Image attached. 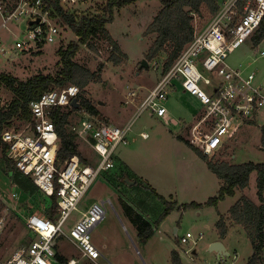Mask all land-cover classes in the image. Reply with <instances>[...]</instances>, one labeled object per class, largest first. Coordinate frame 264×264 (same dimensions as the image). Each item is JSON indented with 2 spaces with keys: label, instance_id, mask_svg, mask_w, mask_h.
I'll return each instance as SVG.
<instances>
[{
  "label": "rangeland",
  "instance_id": "374dc122",
  "mask_svg": "<svg viewBox=\"0 0 264 264\" xmlns=\"http://www.w3.org/2000/svg\"><path fill=\"white\" fill-rule=\"evenodd\" d=\"M215 1L222 7L231 0ZM102 2L103 0L92 6L88 13L101 14L99 7L104 4ZM161 9L159 1L144 0L115 12L114 21L107 26V30L121 49L119 63L112 60L113 48L105 37L92 41L94 50L88 46L80 48L75 62L94 74V81L86 88L84 97L95 105L107 124L123 127L136 112L133 105L126 104L127 93L136 91L138 97L143 98L164 75L165 55L152 62L146 60L148 51L156 39V35H146V31ZM212 17L207 12L201 17L195 16V29H203ZM15 24L10 26V31H0V47L10 52V55L0 53V74L11 75L20 81H27L39 74H55L58 70V50L61 45L66 48L70 43L78 41L62 24V34L58 41L41 48V55L27 51L18 53L12 59L11 54L16 44L25 40L26 31V24ZM34 48L37 53L39 49ZM257 51H264V42L254 46L251 39L229 56L227 64L233 69L242 66L246 74L255 73L256 83L264 86V59ZM144 60L149 65L148 69L141 68ZM11 98V93L1 88L0 108L6 107ZM140 100L137 98L135 102ZM165 105L170 118L178 125L166 126L157 118L143 115L129 134V144L117 148L114 155L115 168L108 174L117 176L116 180L122 172L131 178H139L142 182L147 180L160 196L176 204V208L161 222L148 244L141 245L135 229L122 213L119 204L123 198L120 196L129 202L139 203L146 198L145 193L148 191L134 189L135 181H132L134 184L131 186L116 189L110 187L105 179L99 180L84 198L80 210L86 211L97 202L105 203L106 218L93 232V242L104 247L105 258L102 259V264H170L168 258L172 250L180 253L183 264H221L217 255L208 248L210 242L217 240L218 215L228 218L229 210L242 197L259 204L257 175L254 173L246 190L237 191L234 197L226 198L217 207L206 205L218 195L219 180L189 146L178 140V137H183L193 143L191 132L203 116V107L184 94L180 86L170 94ZM84 119L87 118L74 113L70 121L80 123ZM252 122L253 124L245 123L232 140L227 141L221 150L209 157L215 162L224 161L231 165L264 164L261 141L264 113ZM142 133L148 134V138H142ZM75 138L82 157L97 166L98 157L95 153L78 137ZM43 195L39 192L35 196H29L12 183L6 173L0 151V261L11 259L35 239L25 222L31 214H44L47 200ZM170 196H173V199ZM193 203L201 207L184 210V206ZM159 206L160 215L164 207L161 202ZM78 216V213L71 216L68 228ZM226 224L228 228L231 227L227 219ZM187 233L192 234L195 239L186 245L181 244L180 239ZM199 234H202L204 239L196 242ZM227 240L231 256L224 264H247L253 255V248L245 230L241 226H232ZM233 250H236L237 254ZM56 251L68 259V264L72 260L77 264H92L84 261L76 248L67 241L58 242ZM192 257H196L195 260H192Z\"/></svg>",
  "mask_w": 264,
  "mask_h": 264
},
{
  "label": "built area",
  "instance_id": "2783aa9c",
  "mask_svg": "<svg viewBox=\"0 0 264 264\" xmlns=\"http://www.w3.org/2000/svg\"><path fill=\"white\" fill-rule=\"evenodd\" d=\"M56 1L65 13L77 18L92 14L88 11L102 0H15L12 4L0 0V31L10 30L14 23L26 24L25 40L16 44L12 58L58 41L63 17L54 7ZM237 2L223 4L203 29H195L193 41L143 98L136 91L127 93L126 104L133 105L136 112L123 127L107 124L81 109V91L76 86L52 91L30 102L31 120L18 129L6 130L1 140L8 146L7 158L16 170L31 179L44 195H56L57 212L53 219L31 214L25 225L35 239L0 264H56V246L61 241L72 244L83 260L97 264L101 254L93 243V232L106 218L105 203H94L86 211H81L80 206L92 187L103 181V175L115 168L117 148L129 144V134L143 115L157 118L166 126L178 125L165 105L178 86L203 107V116L191 135L192 144L208 156L232 140L246 120L252 122L264 113V86L256 83V74H246L242 66L233 69L227 64L229 56L260 28L264 0L248 1L242 12L238 11ZM0 53L10 55L4 47H0ZM257 54L264 59V51ZM137 98L141 99L138 103ZM74 100L80 105L75 113L87 119L73 123L70 131L95 153L97 166L89 160L84 165L78 156L59 160L60 140L51 111L73 110ZM141 137L148 138V134L142 133ZM74 213L79 216L68 228ZM193 239L187 233L180 242L186 245ZM202 239L199 235L198 240ZM69 264L77 262L72 260Z\"/></svg>",
  "mask_w": 264,
  "mask_h": 264
},
{
  "label": "trees",
  "instance_id": "16d2710c",
  "mask_svg": "<svg viewBox=\"0 0 264 264\" xmlns=\"http://www.w3.org/2000/svg\"><path fill=\"white\" fill-rule=\"evenodd\" d=\"M5 1L8 4H12L15 0ZM140 1L144 0H106V2L99 7V11L102 15L87 14L77 18L65 13L63 8L58 6V2H54L55 9L63 17V26L78 40L77 43L72 42L66 48L61 45L58 50L60 59L57 64L58 70L56 73L50 75L39 74L27 81H20L8 74H0V90L1 88H5L12 95L8 105L6 104V107L3 106L0 108V151L7 175L10 176L12 183L27 195L35 196L41 191L34 185L31 179L17 171L13 163L7 158L8 146L2 142V134L11 128L18 129L24 122L31 120V113L29 111L30 102L38 99L44 94L52 91H60L69 86H76L80 89L81 109H85L91 116L103 120L102 114H100L95 105L84 97L86 88L94 81V74L81 67L75 62V59L82 46H88L94 50L91 44L92 41L99 37H105L106 41L109 42L110 46L113 48L114 56L112 60L116 63L121 62V49L110 37L107 26L113 23L116 11L135 5ZM157 1L161 3L162 9L146 31V35H156V39L148 51L146 60L152 62L160 58L161 55H165L166 62L164 64L163 74H166L173 66L180 53L193 41L195 34L194 17H201L204 12H207L210 16H215L219 12L220 6L215 0ZM248 1L250 0H238L237 9L239 12L243 11ZM252 42L254 46H259L264 42V20L252 37ZM44 47L43 45L39 46V51L37 53L33 50L35 48H31L29 52L35 55H41V48ZM76 111L75 108L68 111L61 108H54L51 111V120L56 127L60 140L58 157L60 161H65L73 156H78L82 163L87 165L88 162L82 157L78 144L76 143V138L70 131V127L73 124L70 119ZM245 123L253 124V122L248 120H246ZM178 140L189 146V148L206 163L209 171L213 173L221 183L218 195L210 199L206 203L207 206L217 207L218 204L226 200V198L234 197L237 191L246 190L249 187L252 174L255 173L257 175V197L259 204L252 202L247 197H242L229 210L228 219L234 224L241 226L251 242L253 255L247 264H263L264 164L246 163L242 165H231L224 161L215 162L213 158L205 155L183 137H178ZM261 141L264 149V130ZM118 176L116 180L115 177L117 176H111L107 172L103 175V178L110 186L116 189H121V186L126 187V180H128L136 182L134 189L148 191L145 193L146 198L144 197L143 200L140 201L141 203H136V207L143 209V212L152 213L153 215L158 214L159 208L161 209L159 206L161 202L164 210L155 221V226L158 227L176 208V204L164 199L150 185L144 184L139 178H131L125 172H122ZM147 194H149V198ZM44 197L47 200V208L44 211V215L53 219L57 212V197L56 195L52 197L45 195ZM120 202L130 223L137 229L141 242L147 243L154 236V227L129 206L125 200L122 199ZM190 207L199 209L201 205L193 203L183 208L185 210ZM219 217L220 219L216 227L220 237L225 238L228 232L226 217L220 214ZM56 264H68V259L62 256L58 251L56 254ZM171 264H183L179 252H172Z\"/></svg>",
  "mask_w": 264,
  "mask_h": 264
},
{
  "label": "crops",
  "instance_id": "0c3cea01",
  "mask_svg": "<svg viewBox=\"0 0 264 264\" xmlns=\"http://www.w3.org/2000/svg\"><path fill=\"white\" fill-rule=\"evenodd\" d=\"M0 22H1V17H0ZM15 24V23H14ZM22 23H20V25H21ZM11 25H13V24H11ZM15 25H17V24H15ZM17 27H19L18 25H17ZM7 31H10V30H7ZM13 59V58H12ZM157 84V83H156ZM149 91V90H148ZM192 102V101H191ZM135 108V107H134ZM150 117V116H149ZM152 118V117H151ZM131 182V181H130ZM143 182L145 183V184H149L150 185V183L147 181V180H143ZM127 183V182H126ZM128 185V184H127ZM151 186V185H150ZM111 187V186H110ZM152 187V186H151ZM219 190H220V187H221V183H220V181H219ZM153 188V187H152ZM157 193H158V191L156 190V188H153ZM159 195H160V193H158ZM162 196V195H161ZM120 197H122L125 201H126V203L129 205V206H131L137 213H139L144 219H146L153 227H154V236H155V233H156V230H158V228L160 227V225L157 227V226H155V221L157 220V218L159 217V213L158 214H156V215H153L152 213H148V212H143L142 210L143 209H139L138 207H136L137 205H136V203H133V202H129V201H127L122 195L120 196ZM163 197V196H162ZM165 198V197H164ZM170 198L171 199H173V196H170ZM155 201V200H154ZM168 201V200H167ZM121 203V202H120ZM120 205V208H121V210H122V213L124 214V216L128 219V217L125 215V213H124V209H123V207H122V205L121 204H119ZM154 205V204H153ZM218 217H219V215H218ZM225 217V216H224ZM228 217V216H227ZM153 218V219H152ZM219 219H220V217L218 218V221H219ZM227 219V223H230V226L231 227H229L228 228V232H227V235H226V237L225 238H221L220 237V234H219V231H218V229H217V234H218V236H217V240L216 241H214V242H210L209 244H208V248H209V250H210V252H212L211 251V247L213 246V244H216V243H220V244H222L223 246H224V248H225V252H226V254L225 255H223V257L222 256H218L217 254V258H218V261H219V263H221V264H224L225 263V261L231 256V253H230V250H229V247H228V244H227V238H228V234H229V230H230V228H232V226H236V227H239L238 225H234V224H231V222H230V220L228 219V218H226ZM105 220V219H104ZM155 220V221H154ZM229 220V221H228ZM128 221H129V219H128ZM218 221H217V223H218ZM129 223H130V221H129ZM217 223H216V225H217ZM131 224V223H130ZM132 225V224H131ZM133 226V225H132ZM228 227V226H227ZM133 228L135 229V231H136V233H137V238H138V241H139V243L141 244V245H147L148 244V242L154 237H152L147 243H142L141 242V239H140V237H139V234H138V231H137V229L133 226ZM217 228V227H216ZM175 233H177V230L175 231ZM199 235H202V234H199ZM203 236V235H202ZM195 239V238H194ZM193 239V240H194ZM203 239H204V237H203ZM202 239V240H203ZM202 240H198V237H197V241L196 242H199V241H202ZM191 241V240H190ZM94 243V242H93ZM181 243V242H180ZM94 245H95V247L99 250V252H100V254H101V258H100V260L97 262V264H102V259L103 258H105L104 257V255H103V252H104V247L102 246V245H99V244H97L96 242L94 243ZM173 251H175V250H172L171 252H170V255H169V258H168V261H169V263L171 264V254H172V252ZM236 254H237V251L236 250H233ZM178 252V251H177ZM195 253V252H194ZM214 253V252H213ZM180 254V253H179ZM197 255V254H196ZM181 257V256H180ZM252 257V256H251ZM250 257V258H251ZM82 258V257H81ZM195 258L196 257H192L191 259L192 260H195ZM250 258H249V260H250ZM150 260L152 259V258H149ZM249 260H248V262H249ZM263 260H264V258H263ZM84 261H86V262H89V261H87V260H84ZM89 263H92V262H89ZM92 264H94V263H92ZM208 264H210V263H208Z\"/></svg>",
  "mask_w": 264,
  "mask_h": 264
},
{
  "label": "water",
  "instance_id": "95a60500",
  "mask_svg": "<svg viewBox=\"0 0 264 264\" xmlns=\"http://www.w3.org/2000/svg\"><path fill=\"white\" fill-rule=\"evenodd\" d=\"M148 67H149L148 63L144 60L142 62L141 68L148 69ZM71 105L75 109H79V107H80V105L77 103L76 100H74ZM126 182L129 186L134 184V182H130L128 180H126ZM211 251L214 252L215 254H217L218 256H222V257H223V255L226 254L224 246L220 243L213 244V246L211 247Z\"/></svg>",
  "mask_w": 264,
  "mask_h": 264
}]
</instances>
